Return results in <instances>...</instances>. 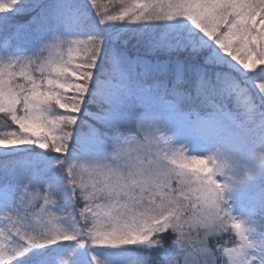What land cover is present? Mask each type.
I'll use <instances>...</instances> for the list:
<instances>
[{"label": "snow or ice", "instance_id": "1", "mask_svg": "<svg viewBox=\"0 0 264 264\" xmlns=\"http://www.w3.org/2000/svg\"><path fill=\"white\" fill-rule=\"evenodd\" d=\"M89 2L96 21L69 0H60L21 25L15 21L39 7V0H0V34L7 46H19L33 33L41 36L34 56L5 59L0 55V113L18 127L0 134V147L32 144L64 154L58 161L63 171L54 172L51 178L44 179L39 166H33L28 182L20 186L19 207L34 212L41 204L55 203L52 196L62 187H76L77 168L83 166L67 159L76 139L81 145L104 148L106 155L115 152L117 159L135 153L133 163L141 157L170 163L167 171L175 185L170 182L169 192L160 191L163 200L159 205L169 208V215L161 212L162 219L154 217L135 225L120 223L123 214L134 211L130 195L134 185H116L117 191L129 193V202L103 205L95 202L94 194L84 191L81 183L85 198L81 215L93 217L87 228L77 224L72 230L42 229L30 234L25 230L27 246L0 248V264H12L31 248L43 249L62 241L91 248L129 244L152 248L160 243L156 236L173 231L180 236L176 243L183 259L166 255L164 264H264V241H251V229L224 206V193L230 186L217 179L224 173L223 166L216 163L222 148L246 152L257 140L264 143V116H259V132L251 136L248 128L244 136H234L227 123L236 122V113L228 110V102L235 101L247 109L251 123L257 124L256 101L264 99V0H131L118 12L109 11L98 0ZM178 17L189 21L192 28L164 40L144 42L148 55L167 54L166 59L155 62L131 54L126 47L131 37L117 32L109 43L103 33L116 22L135 24ZM60 25L77 30L87 26L88 33L85 38L70 39L59 34ZM47 34L50 38L45 41ZM62 48L67 50L66 56L58 54ZM98 69L100 80L96 78ZM90 105L99 110L87 113L93 123L85 121L87 127L81 125L77 136V125ZM193 105L204 111L189 108ZM56 109L59 114H52ZM105 129L113 130L110 141ZM181 132L214 144L216 151L206 157L185 155V148L174 142ZM137 175L144 177L145 172ZM139 182L146 186L150 181ZM251 210L264 212V197ZM39 213L47 214L50 224L55 220L47 207ZM188 217L203 228V239L200 232L194 238H183ZM15 227L11 213L5 211L0 235L7 236ZM232 230L239 239L229 238L226 244L223 234ZM85 231L86 240L82 238ZM91 258L95 264H104L95 254Z\"/></svg>", "mask_w": 264, "mask_h": 264}, {"label": "rangeland", "instance_id": "2", "mask_svg": "<svg viewBox=\"0 0 264 264\" xmlns=\"http://www.w3.org/2000/svg\"><path fill=\"white\" fill-rule=\"evenodd\" d=\"M124 1V0H123ZM125 2V1H124ZM102 6H107L109 11L118 12L123 5H128L131 3V0H126L125 3L122 0H104L99 2ZM120 3V4H119ZM111 25H114L116 31L121 33V35H125L130 32V35L135 37L142 36L145 41L151 40H164L170 38L172 36L179 34H183L189 31L192 26L189 21H187L183 17L175 18L174 20L168 21H140L135 24H130L127 21L125 22H116ZM110 25V26H111ZM59 34L62 36H66L70 39H75L77 37L85 38L88 33V28L85 26L81 30H77L71 27H65L64 25H60L58 28ZM148 36H143V35ZM47 38H50V34H47L45 37V41ZM41 36L35 35V39L29 42V46L24 49L23 46H7L6 42L4 45L0 44V55H2L5 59H9L16 56H24L30 57L37 54L41 44H40ZM3 43V42H2ZM135 48V47H134ZM143 55L149 56L142 46L136 47ZM58 54H62L64 56L67 55V50L62 48L59 50ZM163 55L162 53H159ZM166 54V53H164ZM49 54L46 52L44 56L47 57ZM53 55H57V53H53ZM167 55V54H166ZM159 56V55H158ZM74 62L78 63L79 59H76ZM100 70H97V75ZM59 109H56L52 114H59ZM245 113H247V109H245ZM238 119L235 123L229 121V127L234 136L242 137L244 134L239 133V123H237ZM10 128V129H9ZM8 129H4V133L17 131L18 127L13 123L9 126ZM259 131V128L258 130ZM183 133V132H181ZM183 133L182 135H184ZM180 133L174 137V142L178 146H183L185 148V155H197L206 157L210 155L212 152L216 151L215 145L209 143L208 141L195 136L194 138H188L185 135L182 136ZM254 143L252 144V146ZM92 147L85 148L76 156L68 159L74 160V163L78 165H82L83 169L77 168L78 177L81 175H87L85 177L86 185L88 184L91 188L95 187V191H98L97 194L100 195L95 198V202L103 205H110L115 203L116 201H120L121 203L129 202V193L127 191L120 192L116 190V185L119 184H127L134 185L131 189V201L134 204V211L123 214L120 217V223H127L129 225H135L141 221H152L154 217H161V212L164 213L165 216L169 215V208H160L163 197L160 195V191L169 192L171 189L168 187L171 182L175 185V181L168 174L167 169L171 168L172 165L170 163H165L162 160H152L151 157L148 158L147 161L141 157L137 163H133L132 161L136 159V154L133 153L132 156L128 159L120 158L117 159L116 153H110L106 155V152H99L98 149L95 150V144H91ZM38 149L42 154H48L50 151H45L44 149L39 148L37 145L26 144L19 145L9 148L0 147V158L9 156V155H18L22 152L28 153L29 150ZM36 151V150H35ZM223 152L216 161L218 166H223V175L218 176L217 179L221 182H225L230 186V189L225 191V207L229 209L238 220L244 222L251 231L249 232V238L254 243H259L260 241H264V231H260L259 227L264 226L263 223L257 222L253 220V217L250 215L251 212L249 210H244V206L248 203H253L255 201L258 202L262 196V192L258 194V185L264 181L262 180L261 173H264V150L260 152L259 155L256 156V163H251V159L247 157L246 153L240 155V151L236 149H224ZM50 154V153H49ZM48 156V155H47ZM241 156V157H239ZM44 158V163H47L46 159L48 157L41 156ZM38 157V158H40ZM38 158H34L35 160ZM190 158V157H189ZM251 163V164H250ZM140 165L138 167L137 165ZM16 165H13V169H15ZM212 165L209 164V167ZM45 170V168H44ZM145 172V176L141 177L137 175L139 172ZM239 174H238V173ZM89 175H92L89 177ZM149 179L148 185H142L139 181L142 179ZM78 180V178H77ZM76 180V181H77ZM79 181V180H78ZM154 181V183H152ZM249 184V185H247ZM70 185V184H69ZM156 185H160V188H157ZM258 187V188H257ZM16 186L11 187V190L15 189ZM238 188L235 191L231 189ZM19 190L16 189L15 191ZM14 191V192H15ZM18 196V195H17ZM249 197H252L253 200H250ZM12 204L15 199H11ZM11 202H9L10 204ZM85 206V205H84ZM10 206L6 207L9 209ZM3 208V207H2ZM50 211L51 208L47 207ZM5 210V209H3ZM242 210V211H241ZM241 211V213H240ZM51 214L55 217V220L49 225L51 229L55 228H65L68 229L67 220L64 218H60L61 213H63L62 209H57ZM174 212V210H173ZM3 212L0 208V229H3ZM240 213V214H239ZM46 215L47 220L48 216ZM40 213L33 214V224L40 220L42 216ZM12 221H16L14 219V215L11 214ZM31 219V216H30ZM84 219L88 221H92L93 217L91 215L84 216ZM173 222H175V215L171 216ZM22 220V219H21ZM159 222V220L155 221ZM24 223V222H23ZM47 223V222H46ZM16 227L14 228L16 231L19 226V222L14 223ZM31 224V223H30ZM30 227V226H29ZM50 229V227H47ZM44 228V229H47ZM26 230V226L24 225L23 231ZM29 230V228H28ZM193 236L196 235L197 232L201 233V239L204 238V230L201 226L197 225L195 229H190ZM20 233V230L17 231ZM170 234L176 239L178 234L175 231L170 232ZM135 235V234H134ZM237 239H239L236 234H234ZM161 235L156 236L155 238H160ZM173 241V240H172ZM167 243L169 246L165 248L167 250V255L169 256H177L178 259L182 261V257H180V246L172 243ZM6 242L3 235H0V248L4 247V243ZM67 242V241H65ZM169 242V240L167 241ZM138 246L141 244H129L122 245L116 248H110L101 250L99 254L96 255L99 257L104 264H141L142 261H145L139 251H135L131 249L132 246ZM171 245V246H170ZM147 246V245H143ZM131 247V248H130ZM148 247V246H147ZM40 250H42L40 248ZM75 250V248H72ZM254 249H249L250 253H253ZM73 253V252H72ZM65 258V257H64ZM62 258L57 264H64L66 258ZM19 259L17 257L14 261L16 262ZM95 263V262H94Z\"/></svg>", "mask_w": 264, "mask_h": 264}, {"label": "trees", "instance_id": "3", "mask_svg": "<svg viewBox=\"0 0 264 264\" xmlns=\"http://www.w3.org/2000/svg\"><path fill=\"white\" fill-rule=\"evenodd\" d=\"M104 1V0H98V2ZM120 1V0H119ZM126 2V0H124ZM123 0L122 2L125 3ZM60 0H39V7H37L34 11L30 12L26 18H18L15 23L18 24H26L29 20L32 19L33 16L37 15L42 11L44 7H52L58 4ZM69 3L72 4L74 7H78L82 10H84L88 16L90 17L91 21H96V13L94 8L91 6L89 0H69ZM120 4V3H119ZM126 7V5L121 6ZM9 16H12V14H9ZM104 35L108 38L109 43H112L111 37L117 33L116 28L114 25H109L108 27H105L103 29ZM35 34L33 33L29 38H27L25 41L21 42L19 46H23L24 49H26L33 39H35ZM123 37H131L128 39V43L126 47L130 49V52L132 55H143L136 47L137 46H143L145 39L142 36L135 37V35H130V32L122 35ZM143 36H148L143 35ZM3 34H0V44L4 45ZM148 41H150V38ZM3 42V43H2ZM17 46L16 44H12L11 46ZM135 47V48H134ZM159 56H146L148 60L155 62L158 59H166L167 55L163 53V55L158 54ZM97 80H100L101 73L98 72ZM259 100H257V103ZM195 107L198 111H204L202 107L199 105H193L189 106V108ZM261 108H264V105L260 106ZM98 106L97 105H90L86 106L84 110V114L81 116L80 123L77 125V136H79L80 126L84 125V127H87V124L84 122L87 121L88 124L93 123L90 117L87 116L88 112H97ZM228 110L236 113V120L238 119L237 123H239V133L244 134L245 129H249V135H255L259 131L258 130V123H259V115L258 113L254 117L257 124L251 123L249 120V117L247 113H245V108L243 105L240 107L237 106V102L235 101H229L228 102ZM13 123L10 120H5L3 117V114L0 113V134L4 133V129H8L10 125ZM10 129V128H9ZM106 132V139L111 140L114 133L112 129H105ZM181 135L183 133H180ZM188 138H194L195 136L184 134ZM182 135V136H184ZM92 147L90 145H81L78 143L76 139L73 140V142L70 144L69 152L67 154V159H70L74 156H76L78 153H80L85 148ZM95 150L98 149L99 152H105L104 148L100 146H95ZM36 150V151H35ZM35 150H29L28 153L22 152L18 155H9L3 158H0V208L3 212L7 211L14 215V221L13 223L17 222V217H19V226L17 231L20 230V233L17 232L14 228L11 230V232L4 236L6 242L4 243V246H16L19 247L21 245L27 246L24 242V236H25V230L24 225L26 226L27 232L30 234L32 232H38L44 228L50 227L46 215H43L40 220H37L35 224H33L34 218L32 217L34 213L39 214L41 211V208L44 207H50L52 212L56 211L57 209H62L63 213H61L60 218H64L67 220L68 229L72 230L74 225H79L81 228H87L88 224L91 222L87 219H84V216L81 215V208L85 205V198H84V192L81 191L80 184L82 183L84 185V191H87L89 195L94 194V199L100 195L97 194L98 191H95V187L91 188L88 184L86 185L85 177L87 175H81L78 177V180L76 181V187L73 188L72 185H68L67 188H61L58 192L55 193V195L52 196V200L56 201L55 203H50L47 206H44L41 204V208H36V203H33V208H36V211L29 213L27 209L20 208L19 207V195H20V186L25 185L30 176L32 175L31 169L33 166L38 165L39 166V174L44 179L51 178L54 172L63 171L61 167L58 166V161L61 159H64V154H58L54 152H48V154H42L44 152H41L38 149ZM264 150V143H261L259 140H257L254 145L250 146V148L246 152H241L240 155L242 156L243 153L247 154V157L251 159V163H256V156L260 154L261 151ZM50 153V154H49ZM46 156L48 159H46L47 163H44L43 157ZM48 155V156H47ZM239 156V157H241ZM38 159H34V158ZM72 160V159H71ZM256 160V161H255ZM250 163V164H251ZM13 165L15 166V169H13ZM264 165V164H263ZM45 168V170H44ZM238 173V172H237ZM239 174V173H238ZM92 175H89V177ZM264 180V177L263 179ZM249 185V184H247ZM16 186L15 189L11 190V187ZM259 187V188H258ZM258 194L262 192V196L264 197V181L258 185ZM15 191L16 189H18ZM15 191V192H14ZM18 195V196H17ZM250 200H253L252 197H249ZM15 199V201L12 204V200ZM9 202H11L9 204ZM259 202V200H258ZM257 201L253 203H248L246 206H244V210H249L251 212V216L253 217V220L257 221L258 223L261 222L264 224V212L260 211H252V206L254 203L258 204ZM9 207L6 208V207ZM3 207V208H2ZM5 209V210H3ZM242 211V210H241ZM240 211V213H241ZM239 213V214H240ZM234 213H232L233 215ZM31 216V219H30ZM22 219V220H21ZM24 222V223H23ZM47 222V223H46ZM31 223V224H30ZM30 226V227H29ZM29 228V230H28ZM49 229V228H47ZM259 230L264 231V226H260ZM235 230H232L230 233L223 234L224 242L227 244L229 242V238H234L238 240L235 237ZM82 238L87 239V233L86 231L82 233ZM157 240L160 241L158 245L155 247L149 248L145 247L143 245L138 246H132L131 249H134L135 251H139V254L144 256L143 258L146 260H151L152 264H160L161 259L164 258L168 253L165 248H168V244L172 240H174V237L169 233H164L160 236ZM169 240V242H167ZM89 246H91V242H89ZM171 246V245H170ZM229 246H231L229 244ZM72 248H75V250H72ZM111 247H97V248H91L88 246L80 247L76 244L74 241H62L56 245H50L46 248H43L40 250V248H31L26 254L23 256H20L19 259L15 262L13 261L12 264H41V261L46 262V264H57L58 261H60L62 258H66L67 264H95L92 260V255L96 253L99 254L100 252H103L101 250L110 249ZM73 252V253H72ZM64 258V259H65ZM226 258V257H224Z\"/></svg>", "mask_w": 264, "mask_h": 264}, {"label": "clouds", "instance_id": "4", "mask_svg": "<svg viewBox=\"0 0 264 264\" xmlns=\"http://www.w3.org/2000/svg\"><path fill=\"white\" fill-rule=\"evenodd\" d=\"M257 103V101H256ZM259 106H258V109H257V113L259 116H264V108H261L260 106L261 105H264V99H261L259 100V102L257 103ZM197 227V224L191 222V219L190 217L188 218H185V227H184V239L185 240H188L189 238H194V236L192 235L190 229H195ZM176 233V232H175ZM177 234V233H176ZM180 239V236L178 235V237L176 239H174L172 241L173 244L177 245L176 241ZM160 264H164V258L161 259V262ZM203 264V262H202Z\"/></svg>", "mask_w": 264, "mask_h": 264}]
</instances>
